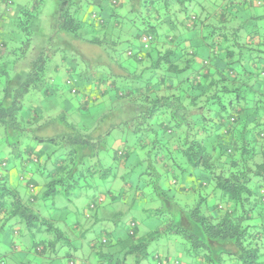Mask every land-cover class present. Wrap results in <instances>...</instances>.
Segmentation results:
<instances>
[{
	"label": "trees",
	"instance_id": "obj_1",
	"mask_svg": "<svg viewBox=\"0 0 264 264\" xmlns=\"http://www.w3.org/2000/svg\"><path fill=\"white\" fill-rule=\"evenodd\" d=\"M2 1V141L16 177L31 175L22 198L0 174V217L39 234L21 253L51 264H264V10L254 11L264 0H57L55 38L35 50L44 0ZM65 91L66 107L47 111ZM69 100L80 115L103 111L93 125L71 120ZM82 194L74 225L107 215L111 225L99 245L81 232L77 248L53 202ZM169 239L181 252L157 251Z\"/></svg>",
	"mask_w": 264,
	"mask_h": 264
},
{
	"label": "rangeland",
	"instance_id": "obj_2",
	"mask_svg": "<svg viewBox=\"0 0 264 264\" xmlns=\"http://www.w3.org/2000/svg\"><path fill=\"white\" fill-rule=\"evenodd\" d=\"M0 1L4 2L2 0ZM1 2H0L1 4L0 10H3L4 6ZM12 3H13L12 7L14 8V7H19L21 5H24V4H29L30 0H12ZM57 4H58L57 0H44L40 8L38 9V12L35 16V20L33 24L34 35L32 38V44L34 46V50L37 49L40 45H42L45 42V40L48 39L49 37L52 39L55 38L56 34L52 31V19L57 10ZM263 10H264V7H261V6L254 8L255 12L257 11L262 12ZM58 37L61 43L63 40H66L64 36H61V37L58 36ZM122 45H123L122 49H124L125 48L124 45H127V44L123 43ZM61 46H63V44H61ZM94 48L96 50L101 49L97 46H94ZM94 48L92 47L93 53H94ZM34 52L35 51H33L32 54H34ZM30 55L31 54H29V57H31ZM82 61L83 60L80 61L81 65H82ZM91 61L92 60H90V62ZM59 73L63 77H67L64 71H61ZM71 81H72L71 87H75L77 85L76 79L72 77ZM60 93H61V96L56 97L55 99L51 100V102L47 106L46 110L50 111L52 114L58 113L61 109H64V107H66V106H63L65 104L64 100H68L70 97L69 92L67 91L63 93V96H67V97H63L62 92ZM31 97H32V94L26 95L24 99L25 104L28 102V100ZM67 103H68V106L70 107L69 115H70L71 120L83 121L88 125H93L95 120L98 118L100 113L103 111L102 105H95V106L90 107V111L88 115H80L79 111L76 112V110L72 109L77 105L75 101L69 100L67 101ZM2 132L3 131L0 126V174L6 175V170L10 171V179L6 180V185L10 188L16 189L20 193L22 198L28 197L30 193L25 190V182L27 181L26 178H29L31 174H27L28 172L25 171L24 173L26 177L25 179H20L16 177L14 173V170L16 171V169L11 168L12 164L15 163V161L13 160L14 157H13V154L10 153V150L6 146V144H4L2 141ZM117 134H118V131L114 130L112 131V135L106 138V140L109 142V145L115 146L116 142L114 141L113 136H117ZM1 163L5 164L6 166L1 165ZM122 174H124V172ZM129 176L130 178H134L136 176L137 183L138 181L140 182V180H142V179L138 180L139 177L137 174H132V175L130 174ZM127 179H128V176H127ZM129 181L131 183H134L135 180H132L133 182L131 180ZM257 181L259 180H256V179L253 180L254 183H256ZM118 184H120V180H118ZM111 187L114 188L113 185ZM217 193H220V192L217 191ZM77 197L79 198L75 199L71 203L67 202L64 196L55 197V200L53 202V208L54 209L57 208V212H58L56 213V216L59 218V219H56L57 225L60 226L65 232L70 234L71 238L72 237L74 238L72 239L73 241L72 243L77 248H79L80 244L84 243L85 241L84 239H81L79 237L80 233L83 231H86L85 235L87 236L88 241L92 239L93 241L91 242H95L96 245H99L98 242L100 241V239H102L104 235H107L108 237L110 233L111 223L110 225H108V219H106L108 215L106 214L107 216H104L100 220H98L97 224H92V221L85 220V218L83 217V219L80 220L79 226L74 225V222L79 219L76 213H74V208H73L74 202L76 203L77 206H80L79 211L81 210V206L84 205V195L82 194ZM125 213H128V212H125ZM258 214H259L258 218H260V220L264 222V211H259ZM123 215H126V214H123ZM4 217L5 216L0 217V254L5 257L6 263L8 264H20V263L27 264L28 262H30L28 264H37V263L38 264H51L52 263V261L48 263L47 260H44V262H39L37 261L39 258H35L36 260L35 261L33 258L35 255L32 252L31 253L28 252L25 255H23L21 253V251L23 250V247L29 248L34 243V241L36 242V240L39 237L38 236L39 234L34 233V234H31L30 236L29 228H27L23 222H18L19 220L16 219V217L8 219V220H5ZM117 219H119V217ZM122 220H124V216ZM152 225H153L152 222L149 220V221L143 222L141 224V228L143 230H149ZM107 232L109 233L106 234ZM40 238H41V235H40ZM165 240L167 239L162 238L158 240L157 242H153V243L158 244L160 241H165ZM151 244L152 243L148 245L149 251L153 250V247H155L154 246L155 244H152V245ZM160 245L161 247H159V249L161 250H163L164 247H167L169 245L171 246L172 250H175V251L181 250V247H180L181 244H179L178 242L172 239H169V241L166 242L165 244L160 243ZM13 247H15V249H13ZM85 249L89 251L88 247ZM77 252H83L84 254H86V252L81 249H78ZM131 260L132 259L130 257H127L125 264L126 263L130 264ZM55 261H56V264H68L65 258L60 259L57 257Z\"/></svg>",
	"mask_w": 264,
	"mask_h": 264
},
{
	"label": "crops",
	"instance_id": "obj_3",
	"mask_svg": "<svg viewBox=\"0 0 264 264\" xmlns=\"http://www.w3.org/2000/svg\"><path fill=\"white\" fill-rule=\"evenodd\" d=\"M59 76L62 77V75H60V73H59ZM62 78H64V77H62ZM159 247H161V245ZM159 247H158L157 251L158 252H161V253L172 254L175 251V250H172L171 249V246L170 245L167 246V247H164L163 250L159 249ZM183 259L184 260H182V262L180 264H197L196 262L194 263V260L192 261L191 259H185V258H183ZM34 260H35V257H34ZM189 260H191V261L189 262ZM126 264H128V263H126Z\"/></svg>",
	"mask_w": 264,
	"mask_h": 264
}]
</instances>
